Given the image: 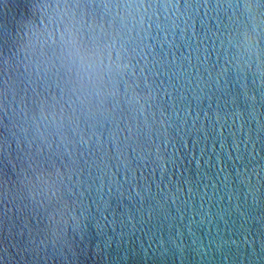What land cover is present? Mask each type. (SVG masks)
Instances as JSON below:
<instances>
[{
  "label": "water",
  "instance_id": "obj_1",
  "mask_svg": "<svg viewBox=\"0 0 264 264\" xmlns=\"http://www.w3.org/2000/svg\"><path fill=\"white\" fill-rule=\"evenodd\" d=\"M0 264H264V0H0Z\"/></svg>",
  "mask_w": 264,
  "mask_h": 264
},
{
  "label": "clouds",
  "instance_id": "obj_2",
  "mask_svg": "<svg viewBox=\"0 0 264 264\" xmlns=\"http://www.w3.org/2000/svg\"><path fill=\"white\" fill-rule=\"evenodd\" d=\"M245 7L250 11L252 6L246 4ZM254 31L255 27H253L251 31H246L243 34V46L246 50L254 51V49L251 47V37ZM60 38L62 44L69 48V56H72L73 52H75L77 61L79 62V67L84 72L83 78L89 80L96 87L98 96H102L104 94L103 88L101 87L104 81V75L111 73L113 70H123L126 67V65L120 62L119 54H117L115 60L112 59V53L110 49L108 51L106 63L104 61L97 63L93 60L92 62L85 65L83 58L79 56L80 46L75 32L71 28L66 27L64 33L60 34ZM96 55H100L99 50L97 51Z\"/></svg>",
  "mask_w": 264,
  "mask_h": 264
}]
</instances>
